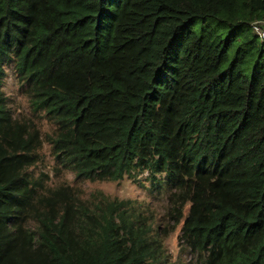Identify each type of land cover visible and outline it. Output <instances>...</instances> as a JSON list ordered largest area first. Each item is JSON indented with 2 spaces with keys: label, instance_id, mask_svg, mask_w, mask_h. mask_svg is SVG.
Instances as JSON below:
<instances>
[{
  "label": "trees",
  "instance_id": "1",
  "mask_svg": "<svg viewBox=\"0 0 264 264\" xmlns=\"http://www.w3.org/2000/svg\"><path fill=\"white\" fill-rule=\"evenodd\" d=\"M259 20L264 0H0V264H171L180 222L201 264H264ZM8 63L61 167L91 182L146 171L173 225L29 171L44 138L8 106Z\"/></svg>",
  "mask_w": 264,
  "mask_h": 264
},
{
  "label": "rangeland",
  "instance_id": "2",
  "mask_svg": "<svg viewBox=\"0 0 264 264\" xmlns=\"http://www.w3.org/2000/svg\"><path fill=\"white\" fill-rule=\"evenodd\" d=\"M207 22L205 25L204 23ZM213 20L197 18L193 21L191 28L199 31L203 26L212 27ZM215 26V25H214ZM264 31V29H262ZM226 34L224 30L223 36ZM250 36L254 33L250 29ZM264 49V46H263ZM233 49L230 51L232 54ZM21 83L17 79L13 64L5 65V78L3 81V91L5 93L8 106L13 116L20 120L32 122L39 129L44 141L38 150L39 161L28 170L36 176L38 174L47 175V183L51 185L68 184L80 189L84 197L91 193L101 192L110 198L132 199L140 202L141 205H148L154 215L162 223V226H172L173 222L165 217L169 209L167 202V191L165 186L151 180L146 171L134 172L132 175H125L118 181H80L74 173L61 167L51 153V146L45 141L46 135H49L54 126L46 119L42 112H34L28 102L26 95L20 87ZM181 222L175 225L173 231H170L164 240L168 260L171 264H201L196 256L192 254L184 245L178 241Z\"/></svg>",
  "mask_w": 264,
  "mask_h": 264
},
{
  "label": "built area",
  "instance_id": "3",
  "mask_svg": "<svg viewBox=\"0 0 264 264\" xmlns=\"http://www.w3.org/2000/svg\"><path fill=\"white\" fill-rule=\"evenodd\" d=\"M252 28L259 38L264 41V31H262V29H264V21L259 20L253 22Z\"/></svg>",
  "mask_w": 264,
  "mask_h": 264
}]
</instances>
